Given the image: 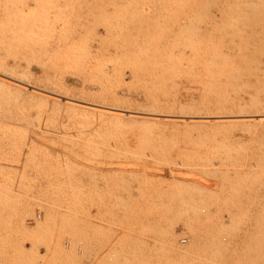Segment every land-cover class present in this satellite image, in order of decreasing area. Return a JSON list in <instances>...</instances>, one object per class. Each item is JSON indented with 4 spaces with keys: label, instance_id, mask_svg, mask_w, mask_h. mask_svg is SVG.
Masks as SVG:
<instances>
[{
    "label": "rangeland",
    "instance_id": "obj_1",
    "mask_svg": "<svg viewBox=\"0 0 264 264\" xmlns=\"http://www.w3.org/2000/svg\"><path fill=\"white\" fill-rule=\"evenodd\" d=\"M0 264H264V0H0Z\"/></svg>",
    "mask_w": 264,
    "mask_h": 264
},
{
    "label": "bare ground",
    "instance_id": "obj_2",
    "mask_svg": "<svg viewBox=\"0 0 264 264\" xmlns=\"http://www.w3.org/2000/svg\"><path fill=\"white\" fill-rule=\"evenodd\" d=\"M35 97H36V96H35ZM49 98H50V97H49ZM50 99H51V98H50ZM207 109H208V108H207ZM208 111H210V110H208ZM208 111H207V112H208ZM105 112H106V111H105ZM107 112H108V111H107ZM196 112H198V111H196ZM109 113H111V112H109ZM109 113H104V115H105V114L108 115ZM112 113H114V112H112ZM151 113H152V112H151ZM114 114H115V113H114ZM117 115H118V114H117ZM105 116H106V115H105ZM114 117H116V116H114ZM109 118H110V116H109ZM111 118H113V117H111ZM164 249H165V248H164Z\"/></svg>",
    "mask_w": 264,
    "mask_h": 264
}]
</instances>
